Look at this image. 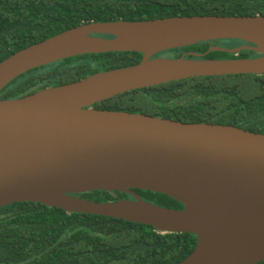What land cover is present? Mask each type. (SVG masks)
<instances>
[{
    "label": "water",
    "instance_id": "water-1",
    "mask_svg": "<svg viewBox=\"0 0 264 264\" xmlns=\"http://www.w3.org/2000/svg\"><path fill=\"white\" fill-rule=\"evenodd\" d=\"M223 40L244 44L209 51L237 55L247 50L259 56L155 57ZM113 52L142 58L71 84L0 99V208L38 203L67 214L149 226L160 234L194 235V249L177 264L263 262L264 134L93 106L125 92L190 78L264 75V15L82 24L1 61L0 92L31 70ZM131 190L163 194L182 208L148 203ZM100 191L133 199L98 203L75 196Z\"/></svg>",
    "mask_w": 264,
    "mask_h": 264
},
{
    "label": "trees",
    "instance_id": "trees-1",
    "mask_svg": "<svg viewBox=\"0 0 264 264\" xmlns=\"http://www.w3.org/2000/svg\"><path fill=\"white\" fill-rule=\"evenodd\" d=\"M264 15V0H0V62L59 33L91 22L146 21L186 16ZM238 40L202 42L171 50L204 54L203 59L253 58L210 52L212 46ZM160 54L155 57H159ZM140 53L88 54L31 70L6 86L0 99H19L45 88L140 62ZM186 58H194L187 55ZM182 123L227 125L264 134V75L199 77L133 90L93 106ZM141 200L180 210L165 196L131 190ZM92 202L133 199L122 192L75 195ZM188 233L160 234L149 226L95 215L67 214L38 203L0 208V264H177L194 249ZM258 264H264V261Z\"/></svg>",
    "mask_w": 264,
    "mask_h": 264
},
{
    "label": "rangeland",
    "instance_id": "rangeland-1",
    "mask_svg": "<svg viewBox=\"0 0 264 264\" xmlns=\"http://www.w3.org/2000/svg\"><path fill=\"white\" fill-rule=\"evenodd\" d=\"M235 45H237L236 41H228V42L222 43L221 45H219V47L231 49V48H235ZM159 57L173 58L174 57V53L173 52H169V51H165V52L160 53Z\"/></svg>",
    "mask_w": 264,
    "mask_h": 264
},
{
    "label": "flooded vegetation",
    "instance_id": "flooded-vegetation-1",
    "mask_svg": "<svg viewBox=\"0 0 264 264\" xmlns=\"http://www.w3.org/2000/svg\"><path fill=\"white\" fill-rule=\"evenodd\" d=\"M104 37H106V38H111V36H104ZM241 46V45H240ZM239 47V46H238ZM95 106V105H94Z\"/></svg>",
    "mask_w": 264,
    "mask_h": 264
}]
</instances>
